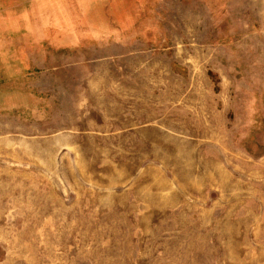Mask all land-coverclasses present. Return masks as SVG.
Instances as JSON below:
<instances>
[{
	"label": "rangeland",
	"instance_id": "1",
	"mask_svg": "<svg viewBox=\"0 0 264 264\" xmlns=\"http://www.w3.org/2000/svg\"><path fill=\"white\" fill-rule=\"evenodd\" d=\"M0 264H264V0H0Z\"/></svg>",
	"mask_w": 264,
	"mask_h": 264
}]
</instances>
